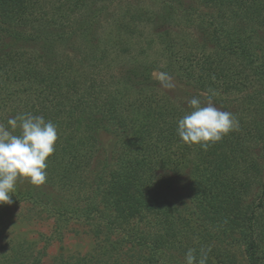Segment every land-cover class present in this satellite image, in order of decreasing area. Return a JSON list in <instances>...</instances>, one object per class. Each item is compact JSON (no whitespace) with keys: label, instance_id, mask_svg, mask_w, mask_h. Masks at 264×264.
<instances>
[{"label":"trees","instance_id":"16d2710c","mask_svg":"<svg viewBox=\"0 0 264 264\" xmlns=\"http://www.w3.org/2000/svg\"><path fill=\"white\" fill-rule=\"evenodd\" d=\"M175 89L239 129L185 144ZM21 114L57 126L56 193L15 195L93 239L56 264H264V0H0V124Z\"/></svg>","mask_w":264,"mask_h":264},{"label":"clouds","instance_id":"9594fccd","mask_svg":"<svg viewBox=\"0 0 264 264\" xmlns=\"http://www.w3.org/2000/svg\"><path fill=\"white\" fill-rule=\"evenodd\" d=\"M158 79L163 88L175 87L173 78L165 72L159 73ZM214 95L212 91L206 103L198 96L188 101L191 111L178 120L177 127V134L185 144L198 145L206 151L239 129L236 115L217 108ZM57 141V126L42 115L21 114L9 118L7 126L0 124V205L13 203L19 180H27L36 187L46 183L47 162L55 152ZM206 262V255H202L199 264ZM185 264H196L194 249L186 253Z\"/></svg>","mask_w":264,"mask_h":264},{"label":"rangeland","instance_id":"374dc122","mask_svg":"<svg viewBox=\"0 0 264 264\" xmlns=\"http://www.w3.org/2000/svg\"><path fill=\"white\" fill-rule=\"evenodd\" d=\"M145 32L150 33V30L146 29ZM75 45L63 44L59 47L58 55L62 61H80L79 44ZM180 92L175 89L170 95L177 102L183 99L181 105L188 104V98H185L183 91ZM42 187L47 192L56 193L47 184ZM17 189L22 192L24 186L18 184ZM13 195V203L0 205L1 261L6 260L10 264H56L63 256L82 255L92 248L93 239L88 228L73 222H62L59 227L54 217L42 207L23 201L15 193Z\"/></svg>","mask_w":264,"mask_h":264}]
</instances>
